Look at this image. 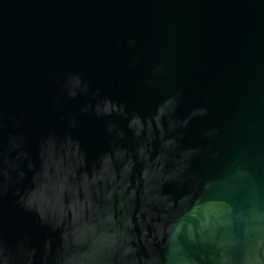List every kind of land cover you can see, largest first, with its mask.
I'll list each match as a JSON object with an SVG mask.
<instances>
[{"label": "water", "instance_id": "obj_1", "mask_svg": "<svg viewBox=\"0 0 264 264\" xmlns=\"http://www.w3.org/2000/svg\"><path fill=\"white\" fill-rule=\"evenodd\" d=\"M0 264H264V0H0Z\"/></svg>", "mask_w": 264, "mask_h": 264}]
</instances>
